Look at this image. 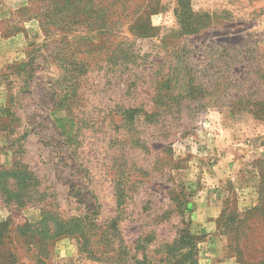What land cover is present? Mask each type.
Here are the masks:
<instances>
[{"label":"rangeland","instance_id":"374dc122","mask_svg":"<svg viewBox=\"0 0 264 264\" xmlns=\"http://www.w3.org/2000/svg\"><path fill=\"white\" fill-rule=\"evenodd\" d=\"M44 1L0 0V264H264V0Z\"/></svg>","mask_w":264,"mask_h":264},{"label":"trees","instance_id":"16d2710c","mask_svg":"<svg viewBox=\"0 0 264 264\" xmlns=\"http://www.w3.org/2000/svg\"><path fill=\"white\" fill-rule=\"evenodd\" d=\"M67 1H69V2H67ZM83 1L84 0H79L77 2V4H78L77 5V4H72L71 0H58V1L46 0V1H44L45 2V5H44L45 8L43 10H48L50 8L49 10H55L60 15H61V13H64L65 20L70 18V16H71V19H72L75 15L79 14L81 12V10L86 11L88 9L87 6H84L85 3L83 4ZM99 12H100V10L95 8V10L94 9L93 10L90 9L89 14H91V15L92 14L93 15H95V14L99 15ZM42 13H43V11H42ZM42 17H43V15L41 14L40 18H42ZM46 36H47V32H46ZM257 73L264 74L263 72H255V74H257ZM162 89H163L162 85L155 89V92L153 94L155 103L161 102L162 99L167 96L165 93L161 94ZM165 89L171 95L173 88L167 87ZM174 105L176 107L179 106V104H177V103L176 104L161 103L160 105H158V107L161 109L160 112H166L167 110L173 109ZM259 106L260 107H259V111L258 112L261 114L260 120H264V101L260 102ZM149 111H151V110H149ZM149 111L146 112V116L148 118H150L152 116V114H153V113H151ZM152 118L153 119H158L159 117H152ZM263 164H264V161H263ZM261 191H264V181L262 183V190ZM26 205L27 204L20 203L19 207L22 208V207H24ZM23 226H25V225H23ZM181 233H182V235H180V239L182 240L181 241V246H183L184 248H186V250H188L186 252L185 256H184V264H186V262H188V264H197L195 260H191V259H192V250H196L197 249V245L200 242L199 239H197L196 237L190 238L188 232L182 231ZM197 253H198V251H197ZM237 260H238V262H241V260L240 261H239V259H237Z\"/></svg>","mask_w":264,"mask_h":264},{"label":"crops","instance_id":"0c3cea01","mask_svg":"<svg viewBox=\"0 0 264 264\" xmlns=\"http://www.w3.org/2000/svg\"><path fill=\"white\" fill-rule=\"evenodd\" d=\"M3 58L4 55L0 56V61ZM9 157H11V160H6V164L9 162L12 164V153L6 148V159H9ZM193 213L191 219L193 221V231L206 229L209 217L198 213L195 219V212ZM205 232L209 234V231ZM197 249L199 264H236L233 259L229 258L226 242L221 236H207L206 239L198 243Z\"/></svg>","mask_w":264,"mask_h":264}]
</instances>
